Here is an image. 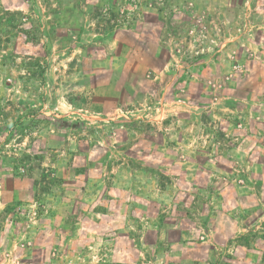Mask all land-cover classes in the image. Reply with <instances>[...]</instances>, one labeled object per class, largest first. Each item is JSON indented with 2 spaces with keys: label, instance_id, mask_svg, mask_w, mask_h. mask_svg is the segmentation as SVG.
<instances>
[{
  "label": "rangeland",
  "instance_id": "374dc122",
  "mask_svg": "<svg viewBox=\"0 0 264 264\" xmlns=\"http://www.w3.org/2000/svg\"><path fill=\"white\" fill-rule=\"evenodd\" d=\"M251 1L0 0V264H264Z\"/></svg>",
  "mask_w": 264,
  "mask_h": 264
},
{
  "label": "crops",
  "instance_id": "0c3cea01",
  "mask_svg": "<svg viewBox=\"0 0 264 264\" xmlns=\"http://www.w3.org/2000/svg\"><path fill=\"white\" fill-rule=\"evenodd\" d=\"M250 2H252L251 0H250ZM250 2L249 3H247V2H245V4L246 5H249L250 4ZM229 5H233L232 3H229ZM264 16V15H263ZM245 221V220H244ZM246 224V223H245ZM215 227V226H214ZM249 226H248V224L246 225V226H241V231H246L247 230V228H248ZM216 228H217V226H216ZM247 250H248V253H249V255H250V257H248V259H247V261L249 260V262H251V263H249V264H252V262H254V254L252 253V250H249L247 247H245ZM251 257H252V259H251Z\"/></svg>",
  "mask_w": 264,
  "mask_h": 264
}]
</instances>
